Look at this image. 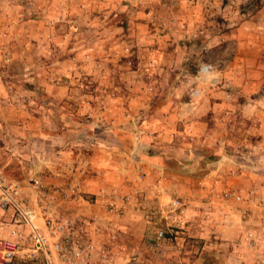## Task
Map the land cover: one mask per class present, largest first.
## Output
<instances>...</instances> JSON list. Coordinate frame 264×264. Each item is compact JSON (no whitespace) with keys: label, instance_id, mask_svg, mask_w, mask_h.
<instances>
[{"label":"rangeland","instance_id":"rangeland-1","mask_svg":"<svg viewBox=\"0 0 264 264\" xmlns=\"http://www.w3.org/2000/svg\"><path fill=\"white\" fill-rule=\"evenodd\" d=\"M263 5L0 0V177L112 264H264V47L236 53L221 35ZM127 192L136 201L109 212Z\"/></svg>","mask_w":264,"mask_h":264},{"label":"built area","instance_id":"built-area-1","mask_svg":"<svg viewBox=\"0 0 264 264\" xmlns=\"http://www.w3.org/2000/svg\"><path fill=\"white\" fill-rule=\"evenodd\" d=\"M208 66H201L205 71ZM31 188L42 197L46 192L40 176L31 179ZM53 192L58 193L57 186ZM18 187L0 177V219L8 225L6 237H0V264H10L15 256L27 258L33 264H94L93 254L99 256V264H112L107 250L96 246L92 240L85 238V232L80 225L62 217H52L43 214L38 209L25 205L19 199ZM223 196L234 201L240 200L237 192L223 191ZM39 201L41 198L38 199ZM131 193L113 194V203L109 205V212L122 211L131 205ZM171 213L173 226L178 228L182 224L176 210L180 207L177 198H170L166 205ZM167 231L156 228L152 238L155 241L166 237ZM251 237V233H248Z\"/></svg>","mask_w":264,"mask_h":264},{"label":"crops","instance_id":"crops-1","mask_svg":"<svg viewBox=\"0 0 264 264\" xmlns=\"http://www.w3.org/2000/svg\"><path fill=\"white\" fill-rule=\"evenodd\" d=\"M201 32V31H200ZM228 33H232L235 37L233 44L235 45L234 50L236 53H242L249 55V51L257 47V44L254 41L263 42L262 46L264 47V5L260 8L258 15L256 16V21L243 20L233 26L229 32H223L222 38H230ZM202 34V33H200ZM226 34V35H225ZM205 39L198 43V45L203 48H211L215 44L216 37L212 33H204ZM227 44L220 46L219 52L224 55L226 52Z\"/></svg>","mask_w":264,"mask_h":264}]
</instances>
